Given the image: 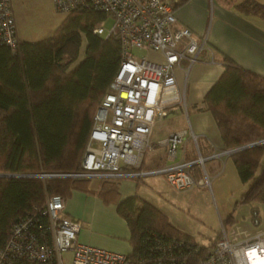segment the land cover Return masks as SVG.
Returning <instances> with one entry per match:
<instances>
[{
	"label": "trees",
	"instance_id": "16d2710c",
	"mask_svg": "<svg viewBox=\"0 0 264 264\" xmlns=\"http://www.w3.org/2000/svg\"><path fill=\"white\" fill-rule=\"evenodd\" d=\"M164 1L174 9L187 0ZM238 9L264 18V5L254 0H243ZM106 17L71 12L65 32L66 19L47 39L19 40L16 51L0 43V248L15 221L27 214L44 220L39 209L47 196L94 193L88 188L91 178L69 175L81 169L95 110L120 65L117 37L93 33ZM82 36L85 48L79 59ZM223 65L203 102L224 147L235 150L230 156L244 186L237 203L252 206L251 222L258 225L257 205L264 204V77L226 57ZM115 180H100L95 194L105 202L115 200ZM137 201L127 198L117 204L132 230L129 254L136 264H182L183 259L196 264L213 243L197 242L155 206ZM234 220L229 214L223 224Z\"/></svg>",
	"mask_w": 264,
	"mask_h": 264
},
{
	"label": "built area",
	"instance_id": "2783aa9c",
	"mask_svg": "<svg viewBox=\"0 0 264 264\" xmlns=\"http://www.w3.org/2000/svg\"><path fill=\"white\" fill-rule=\"evenodd\" d=\"M52 3L65 14L94 11L111 17L109 31L98 25L93 33L114 34L120 44V65L93 116L81 169L69 176L121 179L163 174L175 190L207 184L205 179L193 177L206 157L198 154L193 160H175L188 136L186 130L172 132L161 142L166 146L168 165L158 170L141 169L145 152L151 149L149 136L154 125L182 102L173 70L182 59L194 62L205 41L188 27L178 26L174 9L164 0ZM18 42L11 0H0V43L16 51ZM135 50L160 53L163 60L157 63L146 56L137 57ZM39 211L44 220L27 214L11 225L0 248V264H136L131 254L77 242L81 222L66 214L62 195L47 196ZM66 252H70L67 259L63 257ZM196 264H264V238L257 234L236 243L222 233Z\"/></svg>",
	"mask_w": 264,
	"mask_h": 264
},
{
	"label": "crops",
	"instance_id": "0c3cea01",
	"mask_svg": "<svg viewBox=\"0 0 264 264\" xmlns=\"http://www.w3.org/2000/svg\"><path fill=\"white\" fill-rule=\"evenodd\" d=\"M242 1L187 0L174 8L177 25L188 27L201 41H205V45L194 62L189 64L187 59H182L180 65L174 68L182 102L154 125L149 136L151 149L145 152L141 164V169L145 171L168 165L166 146L161 142L172 132L186 130L188 136L179 146L175 160H193L198 154L206 157L203 168L197 166L193 177L195 180L203 178L207 184L175 190L178 192L172 194L163 174L121 178L115 180L117 198L105 202L95 194L102 179H95L92 184L91 178L88 188L94 193L74 190L65 198L66 214L81 222L77 242L113 252L131 253L132 230L117 208L118 202L127 198L149 202L166 215L178 230L196 241L192 219L204 222L205 210H212L214 221L216 224L219 222L221 228L208 237L211 240L208 246L222 233L236 243L257 234L264 238V204L257 205L260 220L258 225H254L250 218L252 206H240L242 204L237 203L244 186L230 156L231 152L224 147L217 123L203 102L211 85L223 72L224 57L264 77V18L258 14L240 12L238 5ZM254 1L264 5V0ZM51 2L11 0L19 40L36 42L53 35L55 25L52 23L44 28L31 29L29 26L23 27L21 20V14L42 11L46 9L44 5ZM146 57L157 63L163 60L160 53L152 51ZM173 200H176L179 212L167 207V202ZM229 214H233L235 219L227 222L231 224L230 234L224 226L226 223L223 224Z\"/></svg>",
	"mask_w": 264,
	"mask_h": 264
},
{
	"label": "rangeland",
	"instance_id": "374dc122",
	"mask_svg": "<svg viewBox=\"0 0 264 264\" xmlns=\"http://www.w3.org/2000/svg\"><path fill=\"white\" fill-rule=\"evenodd\" d=\"M51 3L44 5V7L46 9L39 11L37 13H33L30 15L29 14H26V15L21 14L22 24L24 25L23 27L29 26L31 29L32 28H44V27H46L52 23L53 25H55L54 28L56 30L57 27L60 26L61 24H63V22L65 21L66 14L56 10L53 6V3L52 4ZM112 22L113 21H112L111 17L108 16V17L100 20L99 25H101L104 28L105 32H107L110 30V28L112 26ZM71 23L72 22L70 19H66V22L62 26L61 31L65 32ZM81 40H82V43H81L80 50H79V55H80L79 59L81 58L83 51H84V48H85V37L82 36ZM148 53L149 52L143 51V50H135L134 51V54L137 57L146 56V55H148ZM156 175L162 176V174H151L149 176H156ZM147 176H145V177H147ZM94 182H95V179H93L91 183L93 184ZM167 186H168V190L170 191V193L175 194V192H178V191H175V189H173L169 185H167ZM175 201L176 200H173L171 202H167V207H169L172 210H177L179 212L178 205L176 204ZM243 205L246 206L245 204H242L240 206H243ZM210 212H207L205 210V212H204L205 221L204 222H200L197 219H192L193 230L195 231L197 241H199V243L203 242L205 245H208L211 241L210 238H208V237H212V235H214L216 230L221 228L219 222H218V224H216L214 221L213 211L211 210ZM224 226L226 227V231L228 232V234H230L231 233V231H230L231 230V224L226 223ZM69 253L70 252L63 253V257H65L67 259L70 256Z\"/></svg>",
	"mask_w": 264,
	"mask_h": 264
},
{
	"label": "water",
	"instance_id": "95a60500",
	"mask_svg": "<svg viewBox=\"0 0 264 264\" xmlns=\"http://www.w3.org/2000/svg\"><path fill=\"white\" fill-rule=\"evenodd\" d=\"M255 144H257V142L252 143V144H249V145H247L246 147H249V146H252V145H255ZM233 151H235V150H233Z\"/></svg>",
	"mask_w": 264,
	"mask_h": 264
},
{
	"label": "bare ground",
	"instance_id": "6f19581e",
	"mask_svg": "<svg viewBox=\"0 0 264 264\" xmlns=\"http://www.w3.org/2000/svg\"><path fill=\"white\" fill-rule=\"evenodd\" d=\"M153 62H155V61H153ZM95 112H96V110H95ZM95 114V113H94ZM231 153L233 152V150H229Z\"/></svg>",
	"mask_w": 264,
	"mask_h": 264
}]
</instances>
